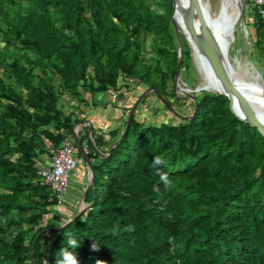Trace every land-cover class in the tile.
I'll return each mask as SVG.
<instances>
[{"label": "trees", "instance_id": "1", "mask_svg": "<svg viewBox=\"0 0 264 264\" xmlns=\"http://www.w3.org/2000/svg\"><path fill=\"white\" fill-rule=\"evenodd\" d=\"M28 2L10 8L0 0L4 41L31 53L23 54L25 63L7 64L23 93L0 75V216L17 214L0 232L26 224L0 236V264H56L68 238L80 243L79 264H264V137L219 92L196 94L190 113L175 122H144L131 113L107 129V138L90 127L102 148L92 147L85 205L62 224L33 228L54 202L36 179L37 160L74 119L58 107L52 82L33 68L50 67L61 88L81 101L78 87L92 94L133 78L172 96L177 51L171 0H154L163 16L144 0ZM251 24L264 58V18L253 12ZM145 35L153 63L142 59ZM154 156L165 160L159 171L171 188L152 166Z\"/></svg>", "mask_w": 264, "mask_h": 264}, {"label": "rangeland", "instance_id": "2", "mask_svg": "<svg viewBox=\"0 0 264 264\" xmlns=\"http://www.w3.org/2000/svg\"><path fill=\"white\" fill-rule=\"evenodd\" d=\"M205 1L209 3V8L205 6ZM16 2L21 3L23 6L29 4L28 0H3V3L8 5L10 8H14ZM144 2L150 5L151 7L155 6L154 0H144ZM198 3L201 8L208 10L210 21L215 24L220 11V0H198ZM240 3V22L238 23L237 30L234 33V40L229 45L228 52L226 54L228 64H230L232 71L237 76L243 78L246 86H256L255 88L259 89L260 91H263L264 58L253 43L254 35L253 27L251 24L253 13H251L249 8L244 7L243 0H241ZM0 25L3 26V22L1 20ZM183 26L184 24L182 22L176 21L174 19L173 10L171 9L170 29L173 34L174 46L177 51L178 57V65L175 66L176 73L174 74V77L171 81L173 95L171 96L158 94L155 90L149 88L144 82L136 78L127 80L128 83L125 85V87L127 86V90L144 88V94H142V96L145 95L146 98L142 97L139 107L142 108V113L144 115H142L141 118L145 119V116H147V121L158 122V120H163L168 122H175L179 118H182L190 113L192 109V102L194 101V96L196 94H199L202 91L217 92L215 90H209L206 88L199 87L200 84H202V82L204 81V79L200 71V67L198 66V61L196 57H194L192 48L188 41V37L183 32ZM194 39L198 43V41L196 40V36H194ZM141 44V54L143 61L153 63L155 60V53L153 50V43L151 37L149 35H145L142 39ZM186 49L188 51V54L182 56L183 52ZM25 53L31 56V53L21 48L20 44L17 41H14L13 43H6L0 31V75L5 81L9 82L16 90L20 91L21 93H23L24 90L22 89L21 85L15 81V75L11 70H8L7 64L13 59L17 60L18 63H25ZM33 72L38 75L44 76L46 79H49L52 82L53 87L55 88V90L58 91V107L63 112L70 113L71 118H74L73 125H75L77 123V120H80L78 117V114L80 112L79 106L84 102L81 101L78 95H74L68 92L67 90L61 88L58 76L55 72H53L50 67H46L45 72H42L39 68L35 67L33 68ZM78 88L80 90V95L82 94L81 92L86 95L88 94L87 89L81 87ZM103 93L104 92L95 91L92 94L93 96H97V94ZM154 102H159L160 107H150V104H153ZM147 105H149V109L145 107ZM255 105L259 106V104L257 103H255ZM145 110L147 111L146 114L144 113ZM108 125H110V123H108ZM107 129L103 131V134H106V136ZM94 145L98 147L97 143H94ZM71 180V178L68 180V184H70L69 182ZM84 205L85 202L82 200L79 188V190L77 189L75 193V197L72 202V207L69 211H67V213H64L62 208L59 211H54V209L51 208L47 213H45L42 221L37 224H33L32 226L33 228H35L39 224L49 222L55 224H62L64 221L68 220L67 217L70 218L74 213L76 214L78 210H80L81 207ZM10 216H17V214L14 211H10L4 216H0L1 227L6 226L7 217ZM24 226H26L25 223H21L16 226L9 225L6 227L5 232H0V236L8 238L9 231H14Z\"/></svg>", "mask_w": 264, "mask_h": 264}, {"label": "bare ground", "instance_id": "3", "mask_svg": "<svg viewBox=\"0 0 264 264\" xmlns=\"http://www.w3.org/2000/svg\"><path fill=\"white\" fill-rule=\"evenodd\" d=\"M240 1L241 0H220V11L215 24L210 21L208 10L199 6L198 0H174L173 16L176 21L184 24L183 32L188 37L194 57H196L198 61V66L200 67L204 79L199 87L215 91L222 89L208 64L205 50L199 42L197 43L194 39V36H196L194 29L183 17L184 12H191L199 15L212 37L216 48L219 72L228 78L233 88V91H230L231 109L238 116L247 118L249 113L244 106V104H246L264 128V90L260 91L255 88L256 86H246L243 78L237 76L232 71L226 56L229 45L234 40V33L237 30L238 23L240 22ZM205 6L209 8V3L207 1H205ZM255 103L259 104V106H256Z\"/></svg>", "mask_w": 264, "mask_h": 264}, {"label": "built area", "instance_id": "4", "mask_svg": "<svg viewBox=\"0 0 264 264\" xmlns=\"http://www.w3.org/2000/svg\"><path fill=\"white\" fill-rule=\"evenodd\" d=\"M244 7L251 13H256L264 18V0H243ZM90 124L86 120H79L72 125L71 131L66 133L56 146H47L48 153L37 160L36 179L49 186L50 199L54 202L51 208L59 211L62 207L68 180L76 176L78 164L87 168V176L80 186V195L90 181V162L94 146ZM108 125H104V129ZM69 219V217H67ZM66 218V219H67ZM65 220V219H64Z\"/></svg>", "mask_w": 264, "mask_h": 264}, {"label": "crops", "instance_id": "5", "mask_svg": "<svg viewBox=\"0 0 264 264\" xmlns=\"http://www.w3.org/2000/svg\"><path fill=\"white\" fill-rule=\"evenodd\" d=\"M126 88L127 86L125 87V85L117 84L115 88H109L103 91H99L104 93L97 94V96H93V94L89 92L87 95L81 92V95L84 98L82 101L84 103L80 104L79 106V119L88 121L90 126L92 127L93 132L102 134L103 131L107 129H104L105 124L108 125V123H110V125H108V128L121 126L127 114L133 113L135 118L144 122H150L146 120L147 116H145V119L141 118L143 115V110L141 107H139L142 97L146 98L145 95L142 96V94H144V88H137L135 90H127ZM148 106L149 105L145 107L149 109ZM150 107H160V103L154 102L153 104H150ZM144 113L146 114L147 111L145 110ZM103 137L107 138L106 134H103ZM96 148L99 149L102 148V146L99 145ZM76 171V176L71 178L72 180L69 182L70 184L67 185L65 191L64 200L61 207L64 213H67V211H69L72 207L75 193L77 189L79 190L81 184L83 183V181H85L87 176V168L83 164H78Z\"/></svg>", "mask_w": 264, "mask_h": 264}, {"label": "water", "instance_id": "6", "mask_svg": "<svg viewBox=\"0 0 264 264\" xmlns=\"http://www.w3.org/2000/svg\"><path fill=\"white\" fill-rule=\"evenodd\" d=\"M172 2V7L171 9L173 10V2L174 0H171ZM183 17L185 21L194 29L197 40L199 44L203 47L205 50V53L207 55V60L208 64L214 73V76L218 83L221 85L222 89L217 91L219 93L224 94L227 99H228V106L230 110L238 117L239 119L248 122L250 125L254 126L257 131L264 136V128L258 121L257 117L254 115L252 110L244 104L246 110L249 113V116L247 118H243L238 116L230 107V102H231V97H230V91H233L232 85L228 78L221 74L218 69V60H217V54H216V48L214 45V42L212 40V37L208 30L206 29L205 25L203 24V21L201 17L195 13L191 12H184ZM178 65V57H177V62L176 66ZM176 69V68H175ZM90 179H91V167H90Z\"/></svg>", "mask_w": 264, "mask_h": 264}, {"label": "clouds", "instance_id": "7", "mask_svg": "<svg viewBox=\"0 0 264 264\" xmlns=\"http://www.w3.org/2000/svg\"><path fill=\"white\" fill-rule=\"evenodd\" d=\"M153 11L156 12V14L158 15H161V16L165 15V10L163 8H156L154 6ZM164 164H165V160L162 157L154 156L152 160V166L158 169L157 174L160 178V181L163 183L164 187L168 189L172 187V181L169 179L167 173L159 171L160 166ZM153 190L157 193L160 191L159 187H155V186ZM126 230L133 231L134 228L133 226L129 225L127 226ZM79 246H80V243L75 238H68L67 246L62 248L57 255L56 264H79V260L75 252V250ZM92 250L98 251L99 247H97L96 244L93 243ZM97 264H100V261H97Z\"/></svg>", "mask_w": 264, "mask_h": 264}]
</instances>
